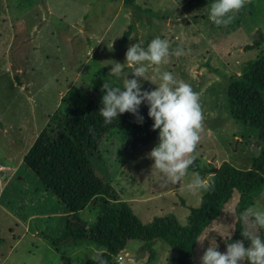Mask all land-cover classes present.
<instances>
[{"label":"rangeland","instance_id":"1","mask_svg":"<svg viewBox=\"0 0 264 264\" xmlns=\"http://www.w3.org/2000/svg\"><path fill=\"white\" fill-rule=\"evenodd\" d=\"M127 1L0 0V264H82L101 249L70 242L52 246L46 240L60 238L66 211L21 159L54 112L64 110L60 99L67 92L84 91L101 108L104 83L122 87L124 74L133 78L127 64L120 78L110 73L116 62L125 63L132 44L146 48L160 37L171 49H184L183 56H172L159 67L200 95L204 122L196 151L198 167L206 170L202 178L222 162L247 170L260 149L258 131L229 117L225 84L264 49V43L243 49L258 38V32L264 37V0H251L231 24L220 27L209 20L214 0ZM128 25L130 34L120 42ZM147 76L159 83L153 68ZM140 82L142 91L156 87L142 78ZM158 142L159 131L132 151L130 134L110 133L91 162L141 224L173 215L184 225L188 209L198 207L202 191L187 189L191 171L180 182L162 186L148 155ZM237 197L234 192L223 213L199 236L197 240L206 239L203 246L196 242L192 264H200L210 244L226 251ZM248 209L264 210V183ZM97 214L86 208L78 218L92 224ZM243 228L252 230L244 221ZM123 250L110 264H174V253L160 241L146 247L129 241ZM149 250L158 256L147 263Z\"/></svg>","mask_w":264,"mask_h":264},{"label":"trees","instance_id":"2","mask_svg":"<svg viewBox=\"0 0 264 264\" xmlns=\"http://www.w3.org/2000/svg\"><path fill=\"white\" fill-rule=\"evenodd\" d=\"M141 12L148 14L147 10ZM131 29L128 25L120 42L127 40ZM259 33L256 40L243 46L245 51L264 43V37ZM225 101L232 120L258 131L261 146L252 157L249 169L238 170L226 162L220 163L216 171L207 176L212 187L202 191L197 208L188 209L184 225H180L173 215L155 217L149 223L141 224L110 184L99 177L91 158L110 133L130 134L132 151L153 140L159 130H152L154 121L148 116L147 104L142 103L139 108V114L144 118L142 124L132 113L126 112L105 125L100 107L86 97L84 91L67 92L60 99L64 110L54 112L21 159L25 168L66 211L60 238L46 237V240L52 246L70 242L101 248L107 264L129 241H139L142 247L160 241L174 253L172 263L192 264L197 239L222 214L234 192L238 195L233 209L235 221L226 242L244 240L241 214L252 206L264 183V49L243 63L239 74L226 79ZM189 171L202 174L206 170L198 167L196 159ZM86 208L98 211L92 224L78 218ZM258 234L264 239V230L260 229ZM244 243L247 246L249 242L244 240ZM154 258L155 252L149 250L146 262L150 263ZM82 264L93 262L86 259Z\"/></svg>","mask_w":264,"mask_h":264},{"label":"clouds","instance_id":"3","mask_svg":"<svg viewBox=\"0 0 264 264\" xmlns=\"http://www.w3.org/2000/svg\"><path fill=\"white\" fill-rule=\"evenodd\" d=\"M251 0H214L210 6L209 20L216 26H228L236 19V14ZM185 54L182 47L171 49L168 40L156 37L147 47L139 43L128 47L125 63L116 62L110 73L120 78L124 65L132 67L133 78L123 75L122 87H110L103 84L106 94L102 97L99 110L104 124H111L120 114L132 113L138 123L144 122L139 114L142 103L148 106V116L153 119L152 130H159V142L149 155L154 160V168L161 177L162 186L175 184L189 175V168L197 159V148L202 139L203 109L200 95L190 84L176 79L170 72H160V67L169 62L170 57ZM153 68L158 75L149 79L147 73ZM140 78L156 85L154 90H141ZM191 181L186 185L193 193L208 191L212 183L202 178L198 172L191 173ZM241 219L252 230L241 233L244 240L226 243V251L218 250V245L210 246L200 257V264H264V239L258 231L264 229V210H246ZM206 238L197 240L201 246ZM103 249H97L90 256L93 264H107L103 258Z\"/></svg>","mask_w":264,"mask_h":264},{"label":"crops","instance_id":"4","mask_svg":"<svg viewBox=\"0 0 264 264\" xmlns=\"http://www.w3.org/2000/svg\"><path fill=\"white\" fill-rule=\"evenodd\" d=\"M27 151V150H26ZM23 157V156H22ZM217 168V167H216ZM213 170V169H212ZM212 172V171H211ZM223 213V212H222ZM156 242V241H155ZM155 242H153V243H155ZM121 252H125V250H122ZM125 254V253H124ZM158 255H157V252H156V254H155V257H157ZM129 261H131V259H129Z\"/></svg>","mask_w":264,"mask_h":264},{"label":"built area","instance_id":"5","mask_svg":"<svg viewBox=\"0 0 264 264\" xmlns=\"http://www.w3.org/2000/svg\"><path fill=\"white\" fill-rule=\"evenodd\" d=\"M117 259H118V261H120L121 260V257H117Z\"/></svg>","mask_w":264,"mask_h":264},{"label":"water","instance_id":"6","mask_svg":"<svg viewBox=\"0 0 264 264\" xmlns=\"http://www.w3.org/2000/svg\"><path fill=\"white\" fill-rule=\"evenodd\" d=\"M216 171V168L212 170V173H214Z\"/></svg>","mask_w":264,"mask_h":264}]
</instances>
